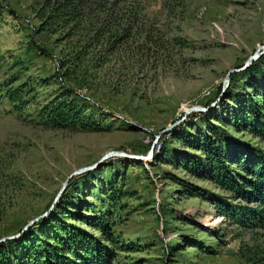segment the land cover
Returning a JSON list of instances; mask_svg holds the SVG:
<instances>
[{
  "label": "rangeland",
  "instance_id": "obj_1",
  "mask_svg": "<svg viewBox=\"0 0 264 264\" xmlns=\"http://www.w3.org/2000/svg\"><path fill=\"white\" fill-rule=\"evenodd\" d=\"M127 1L143 8L140 26L156 30L158 47L139 36L98 52L97 60L83 62L88 75L74 82L61 63L81 46L66 39L67 31H42L44 0H0V240L47 212L76 170L110 152H152L149 160L111 157L74 177L48 217L10 240L29 242L19 257L39 256L40 244L54 243L41 234L51 233L53 220L60 229L84 232L110 264H255L264 253V231L219 216L217 205L258 204L199 175L194 164L205 155L193 146L214 136L264 158V132L240 123L255 103L256 125L264 128V54L244 69L263 52L264 0H189L185 7L171 0ZM233 69L239 71L226 83ZM60 88L83 97L104 130L45 125L41 112ZM13 90L27 104L14 106L8 98ZM195 107L206 111L185 117ZM202 166L207 169L206 162ZM189 186L201 195L187 192ZM69 257L82 263L74 253Z\"/></svg>",
  "mask_w": 264,
  "mask_h": 264
},
{
  "label": "trees",
  "instance_id": "obj_2",
  "mask_svg": "<svg viewBox=\"0 0 264 264\" xmlns=\"http://www.w3.org/2000/svg\"><path fill=\"white\" fill-rule=\"evenodd\" d=\"M186 1L189 0H171V4L176 2V7H185ZM38 17L42 21V31L53 34L67 31L66 39L76 41L81 46L72 58L61 63L64 76L74 82L78 81L79 75H88L83 62L87 59L97 60L95 55L98 52L115 51L139 36L148 47H158L157 41L153 39L156 30L140 26L141 20L146 17L143 8L127 0H44ZM78 87L82 89L84 86L78 82ZM60 89L58 96L49 101L41 112L45 125L87 132L104 130V125L94 118V111H91L83 97L75 94L74 90ZM255 97L260 101L259 93ZM8 98L16 107L27 104L18 90L9 91ZM253 104L255 108L248 110L250 115L241 119L240 123H245L252 132H264V128L258 129L256 125L259 111ZM230 142L220 141L214 136L202 138L193 147L204 152L205 160H198L194 165L199 175L207 176L221 189L234 194V197L258 204L254 209L242 206L232 209L219 204V216L232 217L243 228L264 231V158L248 152L238 141ZM204 161L207 169L202 166ZM187 192L200 194L191 186ZM52 222L51 233L42 230L41 234L47 240L53 239L54 243L40 244L39 256L36 253L35 256L28 254L20 258L17 252L29 242L7 241L0 244V264H77L69 257L70 253H74L78 261L82 260L81 264H110L109 261L102 262L103 249H93V241L84 232L74 226H62L60 229L53 226ZM100 223L104 231H109L104 221ZM255 264H264V253Z\"/></svg>",
  "mask_w": 264,
  "mask_h": 264
},
{
  "label": "water",
  "instance_id": "obj_3",
  "mask_svg": "<svg viewBox=\"0 0 264 264\" xmlns=\"http://www.w3.org/2000/svg\"><path fill=\"white\" fill-rule=\"evenodd\" d=\"M262 53H260V51L258 50L254 55H252L248 61L246 62V64L244 65V69L245 68H248L255 60H257L261 55L264 54V48H262ZM239 70H236V69H233V70H230L227 74V77H226V83L229 82V79H230V76L232 73L234 72H237ZM194 111H206L205 109L201 108V107H195V108H192L190 109L188 112H186L185 114V117H187L191 112H194ZM184 119V118H183ZM182 119V120H183ZM182 120H179L177 122H175L174 124H172L171 126L167 127L166 129L163 130V132L156 138V141L160 139L161 135L163 133H168L170 131H172L176 126H178ZM117 156H122V157H128V158H132V159H136V160H149L151 157H152V152L149 153V155L147 157H138V156H130V155H127V154H124V153H119V152H110L108 154H106L98 163H96L95 165L93 166H88V167H84V168H81L79 170H76L75 172H73L68 178L67 180L64 182L62 188L60 189L55 201L53 202V204L51 205V207L49 208V210L47 212H45L44 214H42L41 216L35 218L34 220H32L31 222H29V224H27V226L24 228L23 232L26 231L27 229H29L31 226H33L36 222L48 217L50 215V213L52 212L53 208L55 207V204L58 202V200L61 198V196L64 194L68 184L70 183V181L76 177V176H79V175H82L94 168H96L98 165H100L103 161L111 158V157H117ZM22 232V233H23ZM22 233L16 235V236H10V237H6V238H3L0 240V244L2 243H5L7 241H10V240H15L17 238H19Z\"/></svg>",
  "mask_w": 264,
  "mask_h": 264
}]
</instances>
